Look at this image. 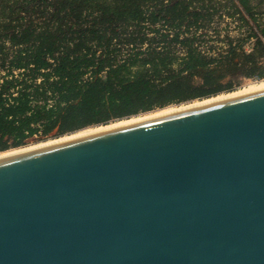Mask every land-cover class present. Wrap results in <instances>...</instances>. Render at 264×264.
Wrapping results in <instances>:
<instances>
[{
  "label": "water",
  "instance_id": "obj_1",
  "mask_svg": "<svg viewBox=\"0 0 264 264\" xmlns=\"http://www.w3.org/2000/svg\"><path fill=\"white\" fill-rule=\"evenodd\" d=\"M0 264H264V90L0 159Z\"/></svg>",
  "mask_w": 264,
  "mask_h": 264
},
{
  "label": "trees",
  "instance_id": "obj_2",
  "mask_svg": "<svg viewBox=\"0 0 264 264\" xmlns=\"http://www.w3.org/2000/svg\"><path fill=\"white\" fill-rule=\"evenodd\" d=\"M262 7L264 0H0V152L217 96L237 71L264 78ZM215 19L240 23L247 37L222 35Z\"/></svg>",
  "mask_w": 264,
  "mask_h": 264
},
{
  "label": "rangeland",
  "instance_id": "obj_3",
  "mask_svg": "<svg viewBox=\"0 0 264 264\" xmlns=\"http://www.w3.org/2000/svg\"><path fill=\"white\" fill-rule=\"evenodd\" d=\"M256 3V1H254ZM264 8H260L258 10V12H262ZM259 22L263 23L264 22V19H258ZM215 24L218 26L217 27V30H219L220 32H222V35L224 34H230L232 37L234 38H241V40H243V38H246L247 35L246 34H242L243 31L245 32V28H241L240 27V23H236V22H231L229 20H220L218 21L217 19H215ZM251 26L253 27V24L250 23ZM239 29H241V32L239 31ZM255 29V28H254ZM256 30V29H255ZM257 32V31H256ZM253 44H254V40H250L249 42H247L244 46V50L246 53H250L253 49ZM260 62L263 64L264 66V58H262L260 60ZM226 83L228 84H231V90L230 91H226V92H223L217 96H214V97H211V98H208V99H203V100H194V101H190V102H185V103H181V104H177V105H172V106H169V107H166L164 109H158V110H155V111H151V112H148V113H144V114H140V115H137V116H134V117H131L129 119H123V120H119V121H115V122H112V123H109L108 125H99V126H92V127H88V128H85L83 130H80L78 132H74V133H70V134H66V135H62V136H56V135H51L49 137H46V138H41V137H34V138H31L30 140H28L26 142V144L20 148H12V149H9L8 151L6 152H0V155L2 154H7V153H16V152H19V151H22L23 149H32V148H35V147H38L40 145H47V144H51L52 142L53 143H56L58 140H63L64 139H67L70 137L72 138L73 136L76 137L77 135H80L82 133H86V132H91V131H95V130H98V129H103L106 127H113V126H117L118 124L120 123H126V122H129V121H141V120H146V119H149V118H154V117H158V116H163L161 114L165 113V112H179V111H183L185 109H189L190 107H195V106H198V105H201L203 103H209V101H213V102H217L218 101H222V100H226L228 99V97L232 96V95H235V94H239V93H242V92H246V91H249V90H255V89H259V88H262L264 87V78L262 79H246L244 77H242V75L240 74L239 71L235 72L234 74L232 75H229L225 81ZM232 94V95H231ZM243 95V94H242ZM212 103V102H210Z\"/></svg>",
  "mask_w": 264,
  "mask_h": 264
},
{
  "label": "bare ground",
  "instance_id": "obj_4",
  "mask_svg": "<svg viewBox=\"0 0 264 264\" xmlns=\"http://www.w3.org/2000/svg\"><path fill=\"white\" fill-rule=\"evenodd\" d=\"M261 90H264V87H262V88H259V89H255V90H249V91H246V92H242V93H239V94H235V95H232V96H230V97H228V99H230V98H235V97H238V96H242V94L243 95H246V94H250V93H254V92H257V91H261ZM210 102H212V103H215V102H213L212 100L211 101H209V103H203V104H201V105H198V106H195V107H192V108H196V107H199V106H203V105H207V104H211ZM217 102H219L218 100H217ZM191 107L189 108V109H192ZM185 110H188V109H185ZM184 111V110H183ZM179 112H181V111H179ZM175 113H177V112H175ZM169 114H173V112H165V113H163V114H161V115H163V116H165V115H169ZM158 117H162V116H158ZM158 117H154V118H149V119H146V120H141V121H129V122H126V123H120V124H118L117 126L115 125V126H111V127H106V129L105 128H103V129H98V130H93V131H91V132H84V133H82V134H80V135H77L76 137H70V139L69 138H67V139H64L63 138V140H58L56 143H51V144H47V145H40V146H38V147H35V148H32V149H23L22 151H19V152H16V153H7V154H1L0 155V159H3V158H6V157H9V156H12V155H17V154H21V153H25V152H29V151H33V150H36V149H40V148H44V147H47V146H51V145H54V144H58V143H61V142H66V141H70V140H74V139H77V138H81V137H85V136H89V135H92V134H96V133H100V132H104V131H107V130H111V129H115V128H119V127H123V126H127V125H131V124H135V123H139V122H143V121H147V120H151V119H155V118H158Z\"/></svg>",
  "mask_w": 264,
  "mask_h": 264
}]
</instances>
